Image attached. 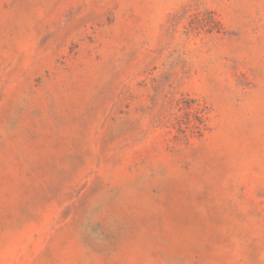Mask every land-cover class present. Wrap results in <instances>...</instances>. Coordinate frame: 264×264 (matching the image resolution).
Returning <instances> with one entry per match:
<instances>
[{
    "label": "rangeland",
    "instance_id": "1",
    "mask_svg": "<svg viewBox=\"0 0 264 264\" xmlns=\"http://www.w3.org/2000/svg\"><path fill=\"white\" fill-rule=\"evenodd\" d=\"M0 264H264V0H0Z\"/></svg>",
    "mask_w": 264,
    "mask_h": 264
}]
</instances>
